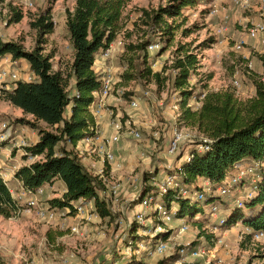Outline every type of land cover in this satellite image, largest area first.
Returning a JSON list of instances; mask_svg holds the SVG:
<instances>
[{
	"label": "rangeland",
	"instance_id": "374dc122",
	"mask_svg": "<svg viewBox=\"0 0 264 264\" xmlns=\"http://www.w3.org/2000/svg\"><path fill=\"white\" fill-rule=\"evenodd\" d=\"M32 2V7H26L22 5L21 0H0V35L6 40L20 41L27 49H32L36 45V31L30 26L31 17L52 7L56 28L49 37L47 50L55 51L54 67L63 68L73 58V48L65 22L66 9H73L75 1L32 0ZM167 2L168 0H131L124 13L122 22L124 28L112 43L111 56L98 58L103 61L105 68L112 69L115 79L121 80L120 75L126 68L123 61L125 44L137 40L138 30L135 21L138 20L140 10L155 8ZM201 2L202 4L186 9L188 20L176 33L172 45L162 54H159L160 46L149 48L153 69L158 71L164 66H169L172 63L173 52L180 42H192L201 59L199 75L192 78V83H197L198 90L208 83L211 90L232 87L243 98L254 95L253 78L264 80V38L262 35L259 39L249 38L248 30L256 23L264 25V0H250V5L246 8L236 5L235 0ZM214 4L217 12H212ZM10 6L21 7L24 18L19 23L9 25L7 14ZM183 28L190 29V34L183 35ZM210 37L217 41L206 49L198 47ZM243 38L246 42L238 48V42ZM0 64L8 66L10 62L0 60ZM14 67L21 74L27 71V67L20 61L14 64ZM168 73L169 69L165 71V74ZM236 79L240 83L239 86L234 84ZM14 83L13 79H7L3 85L11 87ZM118 84L114 85L110 94V97L118 102V108L113 116L118 114L123 119L132 118L135 128L141 132V137L136 138L127 130L122 132L120 145L124 143L128 146L125 149V160L128 162V158H136L137 166L126 165L122 169V175L115 174L116 178L110 180V186L118 187L109 206L111 216L86 221L81 220L76 214L65 211L54 220H43L23 201L21 206L24 207L13 217L5 218L0 215V264H264V239L256 240L249 237L250 231L245 228L242 221L230 228L216 229L217 219L211 217L210 223L206 219L209 217L210 204L207 206L204 204L206 214L202 216L203 214L199 213L196 216L198 221L176 216L165 223L161 218L170 230L168 233L160 234L165 239H170V253L158 255L141 250L137 256H133L137 262L132 260L133 257L128 260L129 257L124 252L127 246L137 248L136 244L133 245L135 234L147 240L156 238L160 232L158 230L160 220L154 213L156 205L153 204L147 209L140 206L146 185L157 188V181H154L153 177L161 178L159 181H162V176L166 172L164 166L170 160L179 159L178 163L181 166L187 158V152L192 150L195 142L203 140L204 136L192 128L181 125L177 118V114L180 116L181 112L179 105L181 99L171 86L168 87L166 84L160 89L157 82L142 79L132 80L127 86ZM147 90L150 92L149 97L142 99L139 109H132L129 103L131 97L143 96ZM126 93H130L129 96L126 97ZM175 104H178L177 108ZM71 106L72 104L69 105L68 112L71 111ZM19 117H22L20 109L0 98V134L7 133L10 136L0 145H7L10 149L7 182L16 194L20 191L19 186L11 179V174L22 165L40 158L23 159L24 148L35 138L28 129L23 128L27 130L26 132L22 128L15 129L14 120ZM175 117L186 136L180 142V149H177L174 155H170L168 148L174 138L172 130ZM182 154L185 155L181 157ZM123 164L120 163L121 166ZM127 167L128 171L124 172ZM148 174L152 175L149 181L146 179ZM62 184L61 180L56 181L54 187L50 189L52 196L62 193ZM248 191L247 186L239 187L235 194L239 196ZM236 196L222 198L233 204ZM79 203L86 204L89 211L96 209L94 201L81 200ZM140 212H144L145 219L137 223L138 230L134 233L131 225L138 221L137 214ZM184 223L189 224L188 232L179 231V226ZM77 225L80 231L73 233L71 227ZM188 243L206 248L207 253L203 257L187 256L176 262L180 258L179 248Z\"/></svg>",
	"mask_w": 264,
	"mask_h": 264
},
{
	"label": "trees",
	"instance_id": "16d2710c",
	"mask_svg": "<svg viewBox=\"0 0 264 264\" xmlns=\"http://www.w3.org/2000/svg\"><path fill=\"white\" fill-rule=\"evenodd\" d=\"M74 1V8L66 9L65 22L73 58L63 68L54 67L55 51L47 50L49 37L56 28L52 7L31 17L30 26L36 31V45L32 49H27L20 41L5 40L0 35V58L10 55L14 60L23 59L36 75V80H19L10 88L1 87L0 98L32 116L19 117L14 124L26 125L39 135L38 142L24 148L23 159L40 158L15 171L14 176L21 187L34 192L39 187L61 180L65 191L62 196L48 200L52 207L75 214L76 203L94 201L100 216L105 218L111 216L107 200L101 193L105 184L81 163L76 146L80 141L96 136V118L91 105L96 101L95 92L101 89L102 76L95 70V62L122 32L124 13L131 0ZM201 1L168 0L165 5L140 10L135 21L137 40L124 46L126 68L120 75L118 86H127V83L137 79L155 81L160 89L166 84L171 86L181 99V125L212 140L208 150L192 148L193 157L180 166L183 173L180 183L190 191H204L203 182H210V192H205L207 201L182 197L173 188L161 200L165 206L170 208L175 204L177 217L198 221L196 216L199 213L202 216L206 214L204 204H216L226 211L223 228L233 227L242 221L255 231H264V80L253 78L255 94L246 98L232 87L211 90L205 83L198 90L192 78L199 75L201 59L192 42L178 44L169 66L155 71L151 65L150 45L158 43L159 54H162L172 45L176 33L188 20L186 9L202 4ZM10 8L7 14L9 25L19 23L24 18L21 7ZM190 32L188 28L182 29L185 36ZM216 41L210 37L198 47L206 49ZM168 69L170 73L165 74ZM129 94L126 93V97ZM194 97L200 101V106H196ZM70 104L71 111L68 112ZM68 144L70 148H67ZM246 162L259 163L261 178L252 198L245 197L246 192L239 196L234 194L231 196L236 198L230 204L222 198L225 196L218 193V185L235 171L236 166ZM106 166L109 174L111 166L108 163ZM151 176L148 174L146 179L149 181ZM240 187L245 185L240 184ZM151 189L155 188L147 184L142 197ZM238 199L242 200L240 206ZM23 207L13 196L0 168V215L11 218ZM211 217L210 210L207 222H211ZM137 226V222L131 225L134 233L138 230ZM248 236L253 237L252 234ZM134 237L136 241L144 240L136 234ZM132 260L137 262L134 257Z\"/></svg>",
	"mask_w": 264,
	"mask_h": 264
},
{
	"label": "built area",
	"instance_id": "2783aa9c",
	"mask_svg": "<svg viewBox=\"0 0 264 264\" xmlns=\"http://www.w3.org/2000/svg\"><path fill=\"white\" fill-rule=\"evenodd\" d=\"M217 1V0H215ZM21 3L23 6L26 7H32L33 2L32 0H21ZM235 4L238 6H241L243 8H246L250 5V0H235ZM212 12H217L216 4L212 5ZM264 25L260 23L254 24L252 27L248 30L249 38L253 39H259L261 35L264 38ZM246 40L243 38L238 42L237 47L240 48L245 44ZM112 43L111 45L104 49L99 57L103 58H109L112 54ZM160 45L158 43H154L150 45L149 48L156 47L158 48ZM98 57V58H99ZM12 62V63H11ZM10 62V65H3L0 64V85L1 87H6L3 85V83L7 79H13L15 82L22 80V81H32L36 80V75L29 71H26L24 74H21L20 71H17L13 65V61ZM111 68H104L103 74L101 75L102 79V86L101 89L97 92H95L96 101L92 103L91 105V111L93 115L96 118V126H95V132L96 136L86 138L82 141L85 142V147H79V153L83 155L93 154V153H100V155L103 158L102 164L97 168L96 164H91L90 166L84 165L85 168L92 173L95 176H98L102 179L103 183L105 184V187L101 189L102 196L107 200L108 206H110V203L112 201V196L115 195L118 191V187L116 185L110 186V180L111 172L109 174L107 173V163L113 162L115 160V154L112 151V146L119 142L122 137L123 130L129 131L133 136L136 138L141 137V132L139 129L135 128V123L132 118L123 119L118 114L114 117L111 121V126L113 128V131L108 136H101L100 129L98 122L104 118L105 113L110 111L106 104V99L110 97V94L113 92L114 85L116 83L120 82V79H115V76L112 74ZM117 80H119L117 82ZM234 84L236 86H239L240 83L236 79ZM150 95V92L147 90L143 93V96H132L131 100L129 101L130 107L132 109H139L141 107V101L142 99L148 98ZM205 96V93L202 94V97ZM195 100L196 106H200V101L196 97L193 98V101ZM175 107H178V104H175ZM107 111V112H106ZM110 114H114L112 111H110ZM179 114H177V118L179 119ZM174 126H173V140L168 148V154L174 155L177 152V149H180V142L183 141L184 137L186 136L184 132L180 129L179 121L176 122V117L174 118ZM102 137V138H101ZM10 138V136L7 133L0 134V143L7 141ZM101 138V143H96L97 140ZM212 142L211 139L208 137H203V140L198 141L195 145H193V148L197 149L198 151H204L209 149V144ZM31 144H28V146ZM86 147H89L87 149ZM185 154H182L181 157H183ZM180 157V158H181ZM193 157L192 151L187 152V160H190ZM33 158V157H30ZM179 160V159H178ZM178 160H175L172 163H167L165 165V174L161 178H157L156 176L153 177L154 181H157L156 186L157 188L151 189V191L147 192L144 197L140 201V206L144 209H147L149 206L155 204L156 209L154 210L156 215L158 216L159 221V227L158 230L160 231L158 233V236L155 238H151L148 240H134L133 245H137L136 249H132L135 246H127L125 249V255L128 256V259H131L133 256H137L141 250L146 251L153 254L162 255L165 253H170L171 246L169 244V238L165 239L164 237L160 236V234L168 233L170 230L167 228V224H164L162 222L164 219L165 223H167V220H171V218L177 216V207L176 205H172L170 208L165 206L162 203L163 196L170 191V189H176L182 197L185 198H191L196 200H201L206 202L207 197L205 192L210 191V182L208 180L204 181V191H190L186 186L182 185L180 183V180L182 179L183 173L180 170V165L178 163ZM81 161V160H80ZM0 168H2L0 166ZM259 163L253 162L249 164H242L236 166V169L233 173H229L227 178L223 180L218 185V193L222 196H231L234 195L237 190V188L240 187V184H244L245 186L249 187V191L245 193V197L252 198L254 195V191L257 188V184L261 178V175L259 174ZM3 176H5L4 172H1ZM6 180V179H5ZM154 187V186H153ZM13 196L22 203L23 201L27 205V207L30 210H33L40 219L43 220H54L57 218V216H61L65 213V211H59L57 208L52 207L49 203V199H45L44 196L46 194L45 187H39L36 191L31 192L24 187H21V190L16 194L11 189ZM238 205H242V200H237ZM76 211L75 214L81 219L86 221H94L95 219L101 218L99 212L97 209L94 211H89L86 207V204L83 203H76L75 205ZM210 210L212 212V217H215L217 219V222H215V228L218 229L219 227L224 226L226 223L225 218V210H222L221 206H218L216 204L210 205ZM137 223L142 222L145 219L144 212H140L137 214ZM238 224V223H237ZM244 225V224H243ZM245 226V225H244ZM245 228L250 231L249 233L252 234L253 238L256 240L264 239V231H255L252 228L245 226ZM71 231L73 233H78L79 226H72ZM180 232H188L189 231V224L184 223L179 226ZM132 247V248H131ZM207 253V249L204 247H195L192 246V244H183L178 250V255L180 258L176 260V262L182 260L183 258L187 256H195V257H203ZM116 264V263H115Z\"/></svg>",
	"mask_w": 264,
	"mask_h": 264
},
{
	"label": "crops",
	"instance_id": "0c3cea01",
	"mask_svg": "<svg viewBox=\"0 0 264 264\" xmlns=\"http://www.w3.org/2000/svg\"><path fill=\"white\" fill-rule=\"evenodd\" d=\"M10 58H12L10 55H6V56L0 58V60L9 61V62H11L13 60V63H15V64H18L19 61L20 62H23L24 66L27 67V71L30 70V67H29V64L27 63V61H25L23 59L14 60L13 58L11 60ZM13 67H14V65H13ZM94 67H95V70L98 73H100L101 75L103 74V70L105 68V65H103V61L97 59L96 62H95V66ZM0 91H1V85H0ZM106 104H107L108 108L110 109V111H112L113 113H115V110L118 108V102L115 100V98L108 97L106 99ZM20 111H21V115L22 116H26L27 118H31L32 117L30 114H24L21 109H20ZM110 111H108V112L106 111L107 113H105L104 118L101 119L98 122L99 129H100V133H101V136L102 137L103 136L110 135L112 133V131H113V128L111 126V121L113 120V115L114 114L113 115L110 114ZM14 127H15V129H18V128H22L23 129V128H25V129H28L29 130V132L31 133V135H33L34 138H35V140L32 143H30L31 145L32 144H35L36 142H38L39 135H38V132L36 130H33L32 128H30V127H28L26 125H20V124L19 125L14 124ZM25 129H23L24 132L27 131ZM170 132H171V130H170ZM170 132H169V134H170ZM122 137H121V139H120L119 142L115 143L112 146V151L115 154V160L113 162L108 163L111 166L110 172H111L112 179L113 178H116V175H122V169H124L126 165L127 166H130V167L137 166V160H136V158H132V157L131 158H128V162H127V160H125V158H126L125 157V155H126L125 154V152H126L125 149H127L128 146L127 145H124L123 142H122L123 144L120 145L121 140H122ZM101 138H99L96 143H98V144L101 143ZM165 142L167 143L168 141H165ZM85 146H86V144H85L84 141H80L77 144V146H76V151L78 152V155H79V158H80L81 162L84 165H86V166H90L91 164L94 163V164H96V167L98 168L102 164V161H103L102 156L100 155V153H96V154L93 153L92 155L86 153V154H84V157H83V155L79 153V150L78 149H79V147H85ZM70 147H71V145L68 144L67 145V148H70ZM86 148L89 149V147H86ZM9 150L10 149H9V147L7 145H5V146H1L0 145V166L2 167L1 168V172H4V174H5V176H3V177H4V179H6V181H7V177L9 176V172L7 171V168H8L7 161H9V157H10V156H8V151ZM169 162L172 163L174 161L170 160ZM120 163H124L123 166H121ZM126 171H128V167H127V169L124 172H126ZM162 172H163V170H162ZM14 174H15V172H13V174H11L10 177H11V179H14L18 183L19 190H21V184L15 178ZM54 184L53 185H47V186H45V190H46V194L44 196L45 199H51V198H54V197H60V196H62L63 192L65 191V186H64V184H62V186H63L62 193L59 194V195H56V196L55 195L52 196L51 195V192H50V189L54 187Z\"/></svg>",
	"mask_w": 264,
	"mask_h": 264
}]
</instances>
